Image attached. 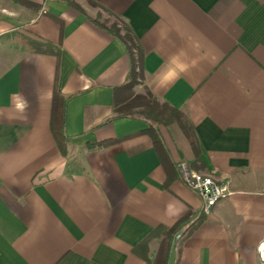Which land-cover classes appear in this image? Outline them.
<instances>
[{
  "label": "crops",
  "instance_id": "1",
  "mask_svg": "<svg viewBox=\"0 0 264 264\" xmlns=\"http://www.w3.org/2000/svg\"><path fill=\"white\" fill-rule=\"evenodd\" d=\"M30 1L40 7L0 0V264H144L133 248L153 228L201 209L181 165L231 193L175 243L170 264H262L264 0H74L84 14L64 0ZM98 11L131 27L145 86L184 113L201 144L204 166L194 169L180 126L159 125L179 171L167 188L151 138L139 133L147 122L111 119L129 60L89 19ZM30 40L57 51H34ZM54 88L66 155L49 128ZM159 242L149 241V258Z\"/></svg>",
  "mask_w": 264,
  "mask_h": 264
},
{
  "label": "trees",
  "instance_id": "2",
  "mask_svg": "<svg viewBox=\"0 0 264 264\" xmlns=\"http://www.w3.org/2000/svg\"><path fill=\"white\" fill-rule=\"evenodd\" d=\"M16 1L28 7H40L39 4L33 3L30 0ZM64 1L76 11L84 14L83 9L74 0ZM87 1L92 5H96L92 0ZM108 13L113 15L111 12ZM89 19L94 24L116 36L122 42L129 60V70L126 76V81L122 85L116 86L113 89L114 94L112 110L114 116L111 119L133 117L142 118L147 122L148 127L139 133L147 134L152 140L154 149L165 171L164 187L167 188L173 179L179 177V171L163 141L158 128L159 125L171 122L177 123L188 139L195 156L191 166L194 169L202 168L204 166V161L201 155V144L193 125L182 111L165 102H159L158 98L150 92L147 86H145L143 75L144 52L131 27L123 20V30H121L115 26L108 27L106 24L99 22L96 19ZM29 43L30 47L34 51H48L51 53H56L57 51V47L49 42L30 40ZM138 85L142 86L143 90L141 92L135 90V87ZM64 125V99L59 94L57 89L54 88L49 118V128L58 150L62 155H66L67 142ZM110 143L111 142L107 141L97 143L96 145L106 146ZM204 216L205 215L201 213V211L197 213L188 211L169 227H165L163 225L156 226L140 243L133 248V252L144 261V264H170V258L175 243L181 237L190 234L203 220ZM153 238H159L160 242L154 258L151 259L148 256V243Z\"/></svg>",
  "mask_w": 264,
  "mask_h": 264
},
{
  "label": "built area",
  "instance_id": "3",
  "mask_svg": "<svg viewBox=\"0 0 264 264\" xmlns=\"http://www.w3.org/2000/svg\"><path fill=\"white\" fill-rule=\"evenodd\" d=\"M179 170L186 185L200 196V211L204 215L208 214L219 200L231 193L225 181L217 180L211 174L191 171L184 165H181ZM256 255L259 262L264 264V237L256 246Z\"/></svg>",
  "mask_w": 264,
  "mask_h": 264
},
{
  "label": "rangeland",
  "instance_id": "4",
  "mask_svg": "<svg viewBox=\"0 0 264 264\" xmlns=\"http://www.w3.org/2000/svg\"><path fill=\"white\" fill-rule=\"evenodd\" d=\"M94 17L98 20H100L102 23L106 24V26L108 27H118L120 28L121 30H123V22H122V19H120L119 17L117 16H114V15H108V14H102L100 13L99 11L94 14ZM135 90L136 91H142V87L140 85L136 86L135 87Z\"/></svg>",
  "mask_w": 264,
  "mask_h": 264
}]
</instances>
